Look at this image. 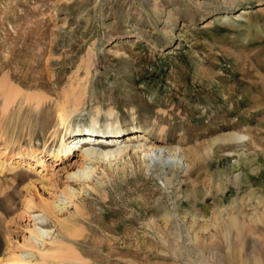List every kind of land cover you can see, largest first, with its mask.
<instances>
[{
  "label": "rangeland",
  "instance_id": "rangeland-1",
  "mask_svg": "<svg viewBox=\"0 0 264 264\" xmlns=\"http://www.w3.org/2000/svg\"><path fill=\"white\" fill-rule=\"evenodd\" d=\"M76 100L72 130L106 141L92 117L113 110L123 139L137 129L182 147L190 169H144L132 153L125 170L100 169L62 224L46 215L52 239L26 248L36 205L68 201L80 152L47 156L43 172L14 156L57 147L58 108ZM50 242L63 245L49 264H264V0H0V264L41 261Z\"/></svg>",
  "mask_w": 264,
  "mask_h": 264
},
{
  "label": "bare ground",
  "instance_id": "bare-ground-1",
  "mask_svg": "<svg viewBox=\"0 0 264 264\" xmlns=\"http://www.w3.org/2000/svg\"><path fill=\"white\" fill-rule=\"evenodd\" d=\"M243 13H245V11ZM218 20L223 21L225 19L218 18ZM12 91L14 92V89ZM7 92L6 95H4L6 97L3 106L5 112L8 110L10 106H12V103L15 101L14 99H16V95H17L16 94L14 97L13 92L12 93L11 92L7 93ZM39 99L40 102L42 99L41 98ZM64 105H61L58 108L57 111L59 112L58 122H57L58 129L56 130L55 128L53 130V134L57 139L58 146L55 148L54 147L51 148L50 145L49 146L47 145V142H45L43 146H41L40 148H35L33 145H31L29 148H25L24 150L19 151V153L15 154L14 156L17 160H19V162H16L19 165H23V162H26V160L29 159L33 160L36 163V166L40 168V172H43L48 170V164L46 162L47 156L50 155L51 159H53L54 162L61 161L62 163L64 162V160L66 161L69 160L72 155H75V153H77L75 151L80 152L78 155L80 159L78 161L75 160L76 158L74 159L76 163V169L74 171L68 172V175L66 177L67 184L64 185L65 187H63L60 190L61 194L64 195V197L68 201L66 202L63 199H61L59 196H56L52 201H45V202L43 201L40 206L35 204L38 208L41 209L42 213L40 215L35 216L34 220L37 223L35 222L32 225L33 229H31V237L27 242H25L27 243L26 248H32L33 250H36L34 240L42 243H47V240L49 239L51 240L53 234L55 233V230L44 228L43 225L45 226L47 225V222L45 220L46 215L55 217L58 223L62 224V221L60 220L61 213L64 210H67L69 205L72 204L76 206V208H78L79 210L80 208L78 207L77 204L78 200L80 199L82 194L86 193L88 188L90 189L92 188V190H95L93 185V177L95 175L96 176L100 175L99 174L100 169H103L107 175H108L107 167L109 169H114L115 166H117V169L125 170V168H127V166L131 164V161H126V158L131 159L132 153L133 155L136 156H140V154H143V156L140 157V159L142 160L144 169L151 167L155 163L159 165L173 163L175 166L182 169H188L190 167L188 163L190 162V157H188L187 152L182 147L174 151L173 150L169 151V149L167 150L161 144L160 140L157 139L153 140V138L146 137L145 135L142 134L137 135V133H139L137 129H134L132 133H128L124 136V138H126L127 140L123 139V135H120L118 133L122 131L123 134H125L124 133L125 129L122 127L120 128L113 127L112 122L114 120H116V122L118 121L116 117L117 115H115L113 110L103 112L100 108H98L96 111L97 117H92L91 128L93 130L94 128H99V129L102 128L101 132L107 130V131H111V134H114L112 137L106 136L105 138L106 141L97 138L99 137V135L87 134L86 136L84 130L81 129L72 130L71 118L72 116H74L75 113L79 111V107L81 106V103L80 100H76L74 104L72 102V106L69 104H67V106ZM102 114H105L106 117L108 118L107 122L104 125L100 124L99 121V117ZM59 129L62 130V133H58ZM161 130L162 131H160L161 133L160 135L164 136L166 134L165 129L162 128ZM75 132L77 133L73 134ZM238 139H242V138L239 137ZM124 140L126 141L124 142ZM109 145L112 147L111 150H107L109 149ZM74 149L76 150L73 151ZM122 161H124L123 165L121 164ZM13 163L14 162H11L12 165ZM27 164L31 165L30 162L26 163V165ZM121 165L123 166L122 168ZM73 184L83 186V189L81 191H77L73 187ZM99 184H102V182H99ZM31 203L34 205L35 202L33 203L31 200ZM68 231L71 238L76 239L79 237L78 227L73 226ZM50 244L55 245L53 242H50ZM43 245L44 247H47V245L45 244ZM62 245L63 244L55 245L50 250H45V254H42L41 253L42 251L37 250L42 259L41 261L34 258L35 256L31 252H22L21 254L14 253L13 255L10 256L11 257L10 264H49L46 258H53L54 254L52 253V250H59V247ZM71 250L74 254V256H72L73 259H71L72 262H83L82 258L73 251V248H71ZM60 254L62 255V252H58L56 255H60ZM64 257L65 255H63L61 259L66 260L64 259Z\"/></svg>",
  "mask_w": 264,
  "mask_h": 264
}]
</instances>
